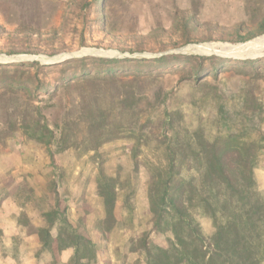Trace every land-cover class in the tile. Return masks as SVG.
Segmentation results:
<instances>
[{
  "label": "rangeland",
  "instance_id": "374dc122",
  "mask_svg": "<svg viewBox=\"0 0 264 264\" xmlns=\"http://www.w3.org/2000/svg\"><path fill=\"white\" fill-rule=\"evenodd\" d=\"M263 36L264 0H0V55L6 57L52 58L69 53L101 52L102 56L76 58L152 59L175 55L243 61L254 60L246 58L263 54L264 47L258 44L240 53H211L216 55L195 52L191 47L214 43L243 46ZM30 60L0 65L10 68L9 65ZM208 64L204 62L203 67ZM167 69L170 71L139 79L129 87L135 97H146L149 101L148 105L145 101L139 105L144 119L156 117L166 108L179 111L183 126L190 130L201 127L211 136L223 135L226 131H243L249 139L264 136L262 68L252 74L231 65L222 68L216 77L203 70L197 81L184 70ZM130 78L124 77L125 84L106 86L102 92L116 95L128 89L125 85H129L126 83ZM87 88L93 93L98 89ZM77 95L78 92L72 90H59L53 96L44 93L36 101H30L22 93L0 90V158L22 150L36 155V161L27 162L29 165L36 162L29 168L32 173L37 168L50 169L47 175L24 171L14 180L7 177L9 173L2 174L0 184L7 189L0 197L11 196L21 206L19 222L26 223L24 227L28 233L39 229L30 224L28 215L41 219L46 227L45 214L55 209L57 200L60 210L66 208L69 222L72 221L73 227L85 236L87 230H96L95 224L104 217L96 190L98 168L102 166L107 176L123 185L117 192L114 209L117 223L108 235L101 233L100 239L104 244L107 241L120 243L128 237L129 245L131 240L147 232L149 224V210L142 206L143 199L147 202L148 184L143 162L153 158L154 152L150 150L154 135L149 134V147H140L135 171L132 139H115L102 144L94 153L78 157L72 149L55 153L52 146L29 140L18 130L23 117L31 122L39 112L48 127L57 132L63 117L75 112ZM144 131L148 133L150 129ZM263 152H260L256 169L260 166L264 174L260 157ZM128 189H132L133 196L126 206L123 200ZM202 218L198 217V221L207 235L213 231L211 221L208 219L210 223H207ZM52 232L56 235L55 227ZM169 236L150 235L147 242L151 246L166 247ZM88 239L94 246L96 259V245ZM38 254L47 255L49 264H59V253L55 250H39Z\"/></svg>",
  "mask_w": 264,
  "mask_h": 264
},
{
  "label": "trees",
  "instance_id": "16d2710c",
  "mask_svg": "<svg viewBox=\"0 0 264 264\" xmlns=\"http://www.w3.org/2000/svg\"><path fill=\"white\" fill-rule=\"evenodd\" d=\"M204 62L209 63L208 67H203ZM231 65L254 74L259 68L264 71V58L237 61L214 56L83 57L53 65H0V90L22 93L30 101L44 93L53 96L59 90L78 92L76 113H67L57 132L48 127L39 112L31 122L23 117L18 126L27 139L52 146L55 153L72 149L82 157L109 141L129 138L134 141L132 158L136 171L140 147H149V134L154 135L150 150L153 158L143 162L148 173L150 231L129 243V251L139 254L145 264H264V193L258 190L254 174L264 150V136L249 139L243 131L211 136L201 127L186 128L182 114L166 108L156 117L144 119L139 105L142 101L148 105L149 101L135 97L129 89L139 79L159 76L171 67L173 71L188 72L197 81L203 70L216 77L222 68ZM124 77H131L126 83L129 85H125L128 89L116 95L102 92L106 86L125 84ZM87 87L98 89L93 93ZM145 128L150 131L146 133ZM152 129L157 130L156 134ZM122 185L107 176L102 166L98 168L96 190L104 217L95 228L101 233L110 232L117 223L114 209ZM132 196V189H128L123 200L126 206ZM45 217L48 225L35 231L40 251L60 253L72 249L69 264L95 261L93 244L71 225L66 208L60 210L57 200L55 209ZM198 217L211 221L210 235L204 234ZM151 234H169L166 247L149 245Z\"/></svg>",
  "mask_w": 264,
  "mask_h": 264
},
{
  "label": "crops",
  "instance_id": "0c3cea01",
  "mask_svg": "<svg viewBox=\"0 0 264 264\" xmlns=\"http://www.w3.org/2000/svg\"><path fill=\"white\" fill-rule=\"evenodd\" d=\"M262 164H264V152L261 154ZM36 161V155H31L30 152L23 153L22 150L15 153H11L0 158V176L9 173V179L14 180L18 174H23L22 172L27 171L30 174L36 175L41 173L42 175H47L50 173V169L37 168L35 173L29 169L36 162L29 165L27 162ZM3 163V164H2ZM41 170V171H38ZM255 179L257 182L258 190L264 192V174L262 173L260 166L254 171ZM35 177V176H34ZM53 178V177H52ZM38 179V178H37ZM58 179V177H57ZM56 179V180H57ZM90 185L89 187H91ZM7 189L6 186L0 184V195L3 194ZM142 206L145 205L146 210H148V204L146 199H143ZM22 211L21 206L17 205L16 200L9 198L0 197V264H49V257L44 254H38L41 244L39 243L38 236L36 233H28L26 226L19 222V212ZM147 219L149 221L147 232L150 231V219L151 215L147 212ZM30 224L35 227H44V223L41 219H32L29 216ZM207 223H210L208 219ZM117 220V219H116ZM72 225V221L70 222ZM73 226V225H72ZM121 233V231H119ZM212 233V232H211ZM211 233H207L210 235ZM108 235L107 233H104ZM89 235V236H88ZM113 235V231L110 233ZM128 234L125 232V236ZM153 235V234H151ZM55 234L52 232L51 237L54 239ZM85 237L90 238L96 245V259L93 264H145L142 257L137 253H131L129 251V245L127 244L128 237L122 239L120 243L107 241L104 244L101 241V232L97 230H87ZM136 238H139L138 236ZM106 245V246H104ZM38 254V255H37ZM73 254L72 249H66L58 254L59 264H68L69 260Z\"/></svg>",
  "mask_w": 264,
  "mask_h": 264
},
{
  "label": "water",
  "instance_id": "95a60500",
  "mask_svg": "<svg viewBox=\"0 0 264 264\" xmlns=\"http://www.w3.org/2000/svg\"><path fill=\"white\" fill-rule=\"evenodd\" d=\"M186 51V50H183ZM83 55H88V56H102L103 53H93V54H89V53H69L66 55H60L57 57H42V56H37V57H25V56H12V57H6L3 55H0V63L6 64V63H11V62H21L23 60L26 59H31V62H38L41 65H53V64H58L61 63L67 59H71V58H76V57H81ZM264 57V55H256L253 58H246V59H257V58H262Z\"/></svg>",
  "mask_w": 264,
  "mask_h": 264
},
{
  "label": "bare ground",
  "instance_id": "6f19581e",
  "mask_svg": "<svg viewBox=\"0 0 264 264\" xmlns=\"http://www.w3.org/2000/svg\"><path fill=\"white\" fill-rule=\"evenodd\" d=\"M258 44L262 47H264V36L253 41L252 43H248L246 45H239V46H230V45H222V44H203V45H198V46H193L191 47V50L195 51V52H203V53H210V54H206V55H216V54H222V53H236V52H243L253 46H258ZM259 46V47H260ZM261 48V47H260ZM264 50V48H263ZM189 51V50H188ZM192 51V52H193ZM82 53V52H81ZM87 53H91L93 54V52H87ZM211 53H216V54H211ZM260 55H264L260 54ZM252 58V57H250Z\"/></svg>",
  "mask_w": 264,
  "mask_h": 264
}]
</instances>
